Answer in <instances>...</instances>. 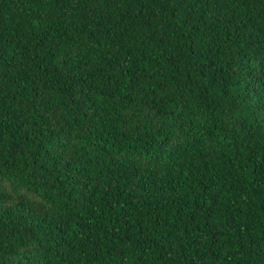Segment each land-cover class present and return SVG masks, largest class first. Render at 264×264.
I'll list each match as a JSON object with an SVG mask.
<instances>
[{
    "label": "trees",
    "instance_id": "trees-1",
    "mask_svg": "<svg viewBox=\"0 0 264 264\" xmlns=\"http://www.w3.org/2000/svg\"><path fill=\"white\" fill-rule=\"evenodd\" d=\"M0 264H264V0H0Z\"/></svg>",
    "mask_w": 264,
    "mask_h": 264
}]
</instances>
